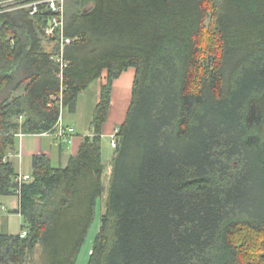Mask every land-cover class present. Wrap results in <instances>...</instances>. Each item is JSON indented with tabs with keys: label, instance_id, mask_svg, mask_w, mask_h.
Returning a JSON list of instances; mask_svg holds the SVG:
<instances>
[{
	"label": "trees",
	"instance_id": "16d2710c",
	"mask_svg": "<svg viewBox=\"0 0 264 264\" xmlns=\"http://www.w3.org/2000/svg\"><path fill=\"white\" fill-rule=\"evenodd\" d=\"M30 1L0 0V196H17L24 220L0 230V264H76L105 191L113 86L130 69L88 264H264V0H65L64 43ZM105 73L77 153L65 167L35 156L19 183V135L54 134Z\"/></svg>",
	"mask_w": 264,
	"mask_h": 264
},
{
	"label": "crops",
	"instance_id": "0c3cea01",
	"mask_svg": "<svg viewBox=\"0 0 264 264\" xmlns=\"http://www.w3.org/2000/svg\"><path fill=\"white\" fill-rule=\"evenodd\" d=\"M136 71L130 69L125 72L119 79L116 80L111 98V108L107 122L103 126L102 138V155L104 161V141L111 137L113 140L117 128L126 120V116L132 100V87L134 83ZM66 112L63 113V115ZM64 125L71 127L63 116ZM75 136L73 137V144L71 146L63 145L53 134L30 135L19 137L17 151L11 154V160L15 162L19 176H32L33 173V159L35 156L44 154L49 157L52 164L56 167H65L70 157L76 154L82 137L89 134V127L83 131L77 132L75 129ZM112 162V161H111ZM105 164V162H104ZM19 207V198L17 196H0V212L10 213L17 210ZM18 215L19 214H15ZM17 234V233H16Z\"/></svg>",
	"mask_w": 264,
	"mask_h": 264
},
{
	"label": "rangeland",
	"instance_id": "374dc122",
	"mask_svg": "<svg viewBox=\"0 0 264 264\" xmlns=\"http://www.w3.org/2000/svg\"><path fill=\"white\" fill-rule=\"evenodd\" d=\"M106 76L107 73L104 74L103 78L94 82L88 90L81 94L78 101V109L76 113L73 114L70 112H66L63 115L66 122L68 124H72L77 132L83 131L86 128L90 127L95 107L99 102L100 88L103 84L106 83ZM113 140L111 139V137H109L104 141V162L107 169L104 178L105 191L103 194V199H101L98 203L95 221L92 224L86 242L79 253L76 264L89 263L90 256L94 248L95 239L100 230V219L105 209L106 197L109 188L108 183L112 172L111 161L115 155V146L113 144ZM9 214L10 213L0 212V230L8 234L19 233L24 224L22 216H18L15 214L11 216Z\"/></svg>",
	"mask_w": 264,
	"mask_h": 264
},
{
	"label": "built area",
	"instance_id": "2783aa9c",
	"mask_svg": "<svg viewBox=\"0 0 264 264\" xmlns=\"http://www.w3.org/2000/svg\"><path fill=\"white\" fill-rule=\"evenodd\" d=\"M64 2L65 0H31L29 4L26 5L30 9V14L32 16L36 15L41 11V7L46 11L52 12L53 16L49 23V26L45 30V35L47 37H55L59 35L61 37L62 43L69 42V40H64L63 30H64ZM57 61L61 62L62 66H65L62 57L58 58ZM75 129L64 125L63 116L61 115L58 123L56 124V132L53 134L55 137L66 146H71L73 144V137L75 136ZM25 135L20 134L19 137L22 138ZM115 145V141L113 140ZM11 158L12 156L9 155ZM30 176H19L18 182L23 183L29 181ZM27 232H22L21 237H25Z\"/></svg>",
	"mask_w": 264,
	"mask_h": 264
}]
</instances>
